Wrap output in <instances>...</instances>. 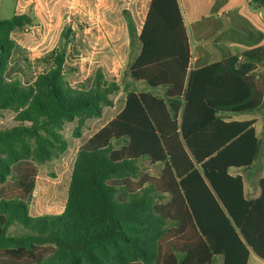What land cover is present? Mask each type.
<instances>
[{
    "label": "trees",
    "instance_id": "16d2710c",
    "mask_svg": "<svg viewBox=\"0 0 264 264\" xmlns=\"http://www.w3.org/2000/svg\"><path fill=\"white\" fill-rule=\"evenodd\" d=\"M122 14L121 78L96 68L89 84L76 85L74 68L64 67L70 28L30 83L7 78L10 34L35 18L0 17V110L14 121L0 128V264H213L215 256L246 264L250 249L264 261V168L256 198L230 172L264 158V129L257 136L254 120L223 117L264 108V48L191 68L178 0H150L138 34ZM119 92L123 108L76 150L62 211L29 214L38 167L67 149L65 124L75 121L71 134L80 137Z\"/></svg>",
    "mask_w": 264,
    "mask_h": 264
},
{
    "label": "rangeland",
    "instance_id": "374dc122",
    "mask_svg": "<svg viewBox=\"0 0 264 264\" xmlns=\"http://www.w3.org/2000/svg\"><path fill=\"white\" fill-rule=\"evenodd\" d=\"M92 1L19 0V4L24 6L23 12H32L35 23L11 32L15 48L9 59L6 77L11 78L18 75L22 82H31L39 72L45 71L50 66L49 56L61 45L62 35L66 28H70V43L64 62L65 69L74 68L68 75L70 84H89L96 68L102 70L106 80H119L127 63L128 52V41H125L122 29L118 27V24L115 28V12L119 14V11H115V0L112 5L109 0L107 4L110 8L102 7L96 14L92 9ZM14 4L15 0H0L2 19L12 16ZM183 9L188 28L191 30L189 9L186 5ZM96 15L101 20L98 24L90 20ZM136 16L141 17L138 9ZM135 53L134 50L132 56ZM257 72L264 84L263 71L257 69ZM131 86L155 93L160 92L159 88H151L142 81H133ZM123 98V92H119L116 96L117 101H122ZM12 116V111L0 110V128L13 125ZM108 119H103V117L88 119V125L82 129L80 137H73L71 134L75 121L64 126L62 133L67 141V149L46 166L38 167L36 184L29 204V214H56L55 212L63 208L71 167L78 146ZM145 167L151 173H156L158 170V167H149L146 163ZM230 172L243 173L244 169L231 168ZM11 231L18 232L19 228L12 227ZM213 264H221V257L215 256Z\"/></svg>",
    "mask_w": 264,
    "mask_h": 264
},
{
    "label": "crops",
    "instance_id": "0c3cea01",
    "mask_svg": "<svg viewBox=\"0 0 264 264\" xmlns=\"http://www.w3.org/2000/svg\"><path fill=\"white\" fill-rule=\"evenodd\" d=\"M107 1L109 0H93V11L98 14L99 9L108 6ZM113 1L114 0H111V5ZM149 1L150 0H115V11H119V14L115 12V28L118 24V27L122 29L126 42L128 41V33L122 10L126 9L129 11L135 24L136 34H138ZM178 4L190 44L191 68H197L230 55H240L244 50L256 46H262L264 48V5H261L257 1L178 0ZM185 5L190 13V20L192 23L191 30L188 28L187 18L183 9ZM107 8H110V6ZM23 9L24 6L19 4V0H15L13 14H20L23 12ZM137 9L141 17L136 16ZM90 20L96 24L101 22L98 15L92 17ZM260 64L261 66H257V69H261L264 73V62ZM124 98L122 101H117L115 98L114 105L105 107L100 117H103V119L109 118L108 120H110L123 108ZM223 117L226 121L254 120L253 127L257 136H260L264 129V108L257 112L238 115L227 113L224 114ZM263 168L264 158L260 156L248 169L244 170L243 173H239L242 177L245 197L256 198L260 194L259 180L263 174ZM62 209L63 208L55 213L61 212ZM246 264H264V261L250 250Z\"/></svg>",
    "mask_w": 264,
    "mask_h": 264
},
{
    "label": "water",
    "instance_id": "95a60500",
    "mask_svg": "<svg viewBox=\"0 0 264 264\" xmlns=\"http://www.w3.org/2000/svg\"><path fill=\"white\" fill-rule=\"evenodd\" d=\"M253 253H254V251L252 250V249H250ZM255 254V253H254Z\"/></svg>",
    "mask_w": 264,
    "mask_h": 264
}]
</instances>
